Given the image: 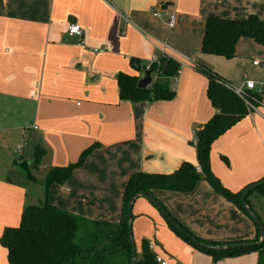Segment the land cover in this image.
Here are the masks:
<instances>
[{"label": "crops", "instance_id": "obj_1", "mask_svg": "<svg viewBox=\"0 0 264 264\" xmlns=\"http://www.w3.org/2000/svg\"><path fill=\"white\" fill-rule=\"evenodd\" d=\"M171 15L174 26L168 24ZM250 15L264 20V0H0V264H9L1 243L4 229L18 226L34 199L42 197L43 204L92 222L118 225L134 173L171 174L184 162L198 169L196 133L216 109L208 78L196 65L234 86L264 79V68L253 65L264 61V44L242 37L234 58L203 53L206 21ZM72 22L81 25L83 37L68 34ZM164 54L181 65L171 79L175 96L121 99L118 76L140 80L153 55ZM260 99L257 110L211 148L212 171L232 192L264 177V93ZM94 144L84 165L47 193L48 170L77 162ZM29 145L32 154L26 159ZM38 148L42 157L35 167ZM25 163L28 168L21 173L17 166ZM4 171L21 177L4 176ZM153 195L201 239L228 244L256 238L253 219L205 179L192 192L155 189ZM132 212L137 259L146 242L154 256L170 264L260 263L258 252L214 259L199 251L144 196L134 200Z\"/></svg>", "mask_w": 264, "mask_h": 264}, {"label": "trees", "instance_id": "obj_2", "mask_svg": "<svg viewBox=\"0 0 264 264\" xmlns=\"http://www.w3.org/2000/svg\"><path fill=\"white\" fill-rule=\"evenodd\" d=\"M242 37H249L259 44H264V20L257 15H250L240 20L208 17L201 51L227 59L234 58L236 44ZM133 65L138 70L141 69L138 59L133 60ZM166 65H168V70L165 74ZM180 68V63L174 58L161 57L159 63H153L150 67L153 74L157 76L150 89L138 87L139 77L120 74L118 85L121 99L131 102L171 100L175 96L171 79L179 74ZM196 68L208 78V96L216 109L212 118L196 133L194 146L200 171L193 163L184 162L171 174L134 173L126 186L122 221L118 225L83 219L47 201L42 205H29L22 213L20 224L15 227H6L1 236V243L8 251L9 264H113L116 258L120 259V264H131L132 247L128 233V209L132 197L138 192L153 195L155 189L192 192L202 179H205L216 192L232 201L253 219L241 202L243 191L250 185L238 192L230 191L213 173L210 160L213 143L245 117L250 110L243 99L228 87L229 81L203 65H196ZM97 146L94 144L86 149L75 163L48 170L47 193L52 184L64 183L76 169L83 166ZM41 157L42 151L38 148L32 165L38 167ZM22 166L28 168L25 164ZM263 181L264 177L256 183ZM255 190L261 191L264 196V184ZM251 193L247 196L246 203L263 224L258 212L250 204ZM169 215L191 237L207 245H245L240 248L223 250L205 248L194 243L168 222L188 243L199 251L212 255L214 259L258 252L260 253L259 264H264V241L257 244L260 242L261 232L259 224L254 219L257 228L256 238L225 244L197 237L170 213ZM143 246L144 254L137 259L136 264H158L149 244L145 242Z\"/></svg>", "mask_w": 264, "mask_h": 264}, {"label": "water", "instance_id": "obj_3", "mask_svg": "<svg viewBox=\"0 0 264 264\" xmlns=\"http://www.w3.org/2000/svg\"><path fill=\"white\" fill-rule=\"evenodd\" d=\"M170 5V3H167L165 6H163V10H166L167 7ZM168 70V65H166L165 67V71L164 73L166 74ZM153 70L150 68H146L145 69V76L140 79L138 81V87L141 89H150L153 85ZM264 184L263 182H259V183H254L253 185H250L249 187H247L242 195H241V202L242 205L247 209V211L251 214V216L253 217V219L259 224L260 227V232H261V238H260V242L257 244H260L264 241V225L261 223L260 219L258 218V216L256 215L255 212H253L251 210V208L247 205L246 203V198L247 196L250 194V192H252L253 190L259 188L261 185ZM139 196H144L146 197L151 203H153V205L160 211V213L162 214V216L172 225L174 226L179 232H181L183 235H185L186 237L190 238L194 243H196L199 246L205 247V248H209V249H214V250H223V249H235V248H240L242 246H245L244 244H233V245H218V246H212V245H207L205 243H202L200 241H198L196 238L191 237L190 234H188L186 231H184L174 220L173 218L169 215V213L163 208V206L161 205L160 202H158L155 197L153 195L144 193V192H138L136 193L130 203H129V209H128V233H129V240L131 243V247H132V259H131V264H136L137 262V250H136V245H135V241H134V236H133V230H132V216H133V212H132V208H133V202L134 200L139 197Z\"/></svg>", "mask_w": 264, "mask_h": 264}, {"label": "built area", "instance_id": "obj_4", "mask_svg": "<svg viewBox=\"0 0 264 264\" xmlns=\"http://www.w3.org/2000/svg\"><path fill=\"white\" fill-rule=\"evenodd\" d=\"M175 22H176V16L171 15L169 20H168L169 26H174ZM68 34L70 36L83 37L84 30L81 27V25H79L76 22H72L68 27ZM162 57H168V56H167V54H164V56H162ZM160 59H161L160 56L153 55V57L151 58V61H150L151 63H150L149 68L151 67V65L153 63H159ZM253 65L257 66V67L264 68V61L262 62L260 60H255L253 62ZM153 76H156V75H153ZM228 87H230L241 99H243V101L245 102V104L247 105V107L249 108L250 111L251 110H257L258 105L254 104V103L255 102L256 103L261 102L260 95L262 93H264V79L259 81V82L255 81V80L247 79L244 82V85L241 87L234 86L233 84L228 83ZM24 145H25V143H21L20 145H18L17 152L19 154L22 153ZM198 170H199V168H198ZM155 259H156V262L158 264H170L169 261L162 256L156 255Z\"/></svg>", "mask_w": 264, "mask_h": 264}, {"label": "rangeland", "instance_id": "obj_5", "mask_svg": "<svg viewBox=\"0 0 264 264\" xmlns=\"http://www.w3.org/2000/svg\"><path fill=\"white\" fill-rule=\"evenodd\" d=\"M153 75H155V74H153ZM254 104H257L258 106L260 105V103H256V102ZM30 149H31L30 145H29V147H26V150H25V158L26 159L29 158V154H32V153H30ZM16 152H17V148H16ZM17 154H18V152H17ZM27 162H30V161L27 160ZM25 165L28 166L26 163H25ZM17 167L21 171V173L22 172L25 173V171H24L25 167L24 166H17ZM41 170L36 171L37 176L40 175ZM11 173L13 174L14 172H11ZM11 173H7L6 171H4L3 175L6 176V174H11ZM45 174L46 173L44 172V175ZM20 177H21L20 175H17L14 173V178H20ZM40 179H41V177H40ZM261 193L262 192L259 190H253L250 197H249V200H250L251 206L256 210V212H258V214L261 217V220L263 222V225H264V196ZM31 202L35 205H41L44 202V198L41 197V199H39V200L34 199ZM113 264H120V259L118 260V258H116Z\"/></svg>", "mask_w": 264, "mask_h": 264}]
</instances>
